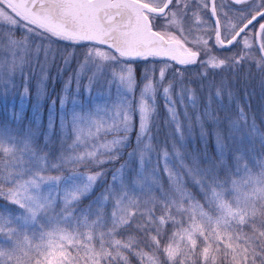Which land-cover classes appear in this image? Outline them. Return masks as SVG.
<instances>
[{
  "label": "snow or ice",
  "instance_id": "snow-or-ice-1",
  "mask_svg": "<svg viewBox=\"0 0 264 264\" xmlns=\"http://www.w3.org/2000/svg\"><path fill=\"white\" fill-rule=\"evenodd\" d=\"M204 10H209L211 24L201 20ZM209 40L217 49L239 47L241 52L217 57ZM61 42L84 49L81 68L95 69L89 84L104 81L109 89L116 88L117 98L110 108L73 111L70 155L56 164L37 155L31 133L21 139L0 131V198L18 209L0 211V243L10 245L7 251L0 248V264H129L128 255L147 264H161V257L163 264H264V160L253 171L237 156L235 170L221 178L222 151L219 164L210 160L202 168L195 158L191 166L185 163L174 145L179 168L192 178L203 203L184 186L179 170L168 168L166 149L161 151L172 186L170 192L161 190L159 199L154 195L157 182L128 183L121 166L101 196L79 208L81 198L105 173L62 174L68 163L101 166L118 159L134 129L137 149L129 155L138 154L143 168L153 151L150 124L157 93L173 121L174 89L181 103L187 94L196 106L194 91L185 84L183 72L172 70V63L185 66L184 71L198 65L201 80L215 89V98L222 93L231 98L225 81L217 84L209 77L212 70H233L241 61L256 59L254 45L264 53V0H221L219 11L216 0H0V53L11 54L9 61L0 56V84L5 83V69L8 82L17 69L23 74L25 55L33 53L39 60L43 54L47 62L52 46ZM72 55L64 58L65 64ZM257 67L264 71V55ZM212 100L210 91L204 116L215 120ZM240 114L245 119L243 110ZM108 134L113 139L99 142ZM94 139L97 142L90 143ZM217 141L222 148L219 133ZM52 171L58 174H49ZM109 203L111 211L106 213Z\"/></svg>",
  "mask_w": 264,
  "mask_h": 264
},
{
  "label": "rangeland",
  "instance_id": "rangeland-1",
  "mask_svg": "<svg viewBox=\"0 0 264 264\" xmlns=\"http://www.w3.org/2000/svg\"><path fill=\"white\" fill-rule=\"evenodd\" d=\"M20 36L18 35L17 38ZM256 42H259V37ZM84 51V49L66 47L65 42H61L52 46L54 59L50 56L47 62L44 61L43 54L39 60H36L34 54L29 53L24 57L26 63L23 66V74L17 69L11 82H8L5 69V83L0 84V131H4L5 134L11 132L13 136L21 139L31 133L33 149L37 155L45 156L49 164L59 163L61 156L70 155L69 146L74 139L70 124L73 111L84 113L97 105L110 108L117 98L116 88L109 89L105 86L104 81L89 84L95 69L90 65L81 68V64L84 62ZM224 51L212 47V52L217 57L222 54L231 56L241 52V49L233 47L229 53ZM251 52L256 56V59L249 63L256 64L257 72L242 74L243 72L237 69V74L232 73L231 78L225 75L226 79H224L220 75L216 83L218 84L221 80L225 81L228 91L232 95L229 98L227 93H222L219 100L215 98V89L209 90L207 87L208 82L204 85L192 79L193 76L200 75L202 68L198 65H189L187 66L188 70L184 71L185 66L172 63V70L179 69L183 72L185 84L194 91L196 106H192L187 94L181 103L177 99L174 89L172 99L176 101V121H173L162 95L157 93L156 112L150 124L153 151L147 154L143 168L140 166L138 154L129 155V153H135L137 149L136 129L130 133L128 144L121 149L119 158L112 162L101 166L65 164L63 175H67L69 170H75L84 175H91L97 171L105 173L103 179L98 180L95 186L81 198L78 207L86 208L93 204L105 191V188L112 184V176L121 166H124V177L128 183L134 180H139L142 185H147V182L151 181L157 182L159 187L154 189L157 199L160 197L161 190L170 192L172 185L168 173L165 171L162 149H166L170 157L168 168L173 173L179 170L184 186L203 203V195L192 178L185 173L184 169L179 168V162L174 155V145L184 157L185 163L191 166L192 160L195 158L202 168L208 167L210 160L219 164L222 151L223 165L219 170L221 178L225 177L228 170H235L237 163L235 157L237 156L243 157L242 164H247L253 171H256L257 162L264 160V71L257 67V61L264 53L259 52L255 45ZM69 53H73V55L70 57V62L65 64L64 58ZM17 55L19 56L20 53L17 52ZM201 55L203 57V53ZM0 56H3L5 61L11 59V54L8 51L0 53ZM141 68L142 66L139 67L140 73ZM188 73L194 75L189 76ZM139 78L137 76L138 80ZM25 89H27V93ZM210 91L213 95L211 111L216 117L215 120L204 116ZM134 96L135 99L139 98L138 90ZM241 110H243L245 119L241 118ZM197 115L201 117L199 122ZM62 116L65 118L66 124L63 129L61 128ZM50 121L51 128L49 127ZM177 121L179 132L177 131ZM234 124L238 127H233ZM217 133L222 138V148L218 144ZM111 139H113L112 134L101 135L99 142ZM210 139L215 146L213 150L208 147ZM96 142L94 139L90 143ZM80 151H83V147L80 148ZM141 172H143L142 178L138 176V173ZM49 174L57 175L58 173L52 171ZM5 209L11 210L13 213L18 211L15 205L0 198V211ZM104 210L109 213L111 204H106ZM9 247L10 245L6 242L0 243V248L5 251ZM144 251H148V249L144 248ZM163 260L164 257H161V264H163ZM128 261L129 264H147L146 260L142 262L134 255H128Z\"/></svg>",
  "mask_w": 264,
  "mask_h": 264
},
{
  "label": "trees",
  "instance_id": "trees-1",
  "mask_svg": "<svg viewBox=\"0 0 264 264\" xmlns=\"http://www.w3.org/2000/svg\"><path fill=\"white\" fill-rule=\"evenodd\" d=\"M16 35L17 36L18 35H22V33L18 31V32H16ZM17 36H16V38H17ZM238 53H240V52H238ZM238 53H236V54H238ZM218 55H221V54L218 53ZM224 56H230V55L222 54V56H220V57L223 58ZM250 61H247V62L244 61L246 64L243 61H241L240 67L239 68H236V69H233V70H224V69H216L214 71L212 70V74L210 75L209 79H211V80H213V81L216 82V81H218V78H219L220 75L222 76V78H224L225 75H227V76L230 77V75H232V73L233 74H235V73L237 74L238 70L239 71H242L243 72L242 74H247V72H248V74H254V73L257 72V70L255 69V65L256 64L249 63ZM247 69H249V70L247 71ZM190 73H188L189 76L194 75V74H190ZM137 76H138V78L140 77V69H139V67L137 68ZM192 79H195L197 81V83H202L204 85L208 82L207 80H203L202 81L200 75H195V76L192 77ZM224 79H226V78H224ZM208 147L211 150H213L215 148L212 139H210V142L208 144Z\"/></svg>",
  "mask_w": 264,
  "mask_h": 264
},
{
  "label": "flooded vegetation",
  "instance_id": "flooded-vegetation-1",
  "mask_svg": "<svg viewBox=\"0 0 264 264\" xmlns=\"http://www.w3.org/2000/svg\"><path fill=\"white\" fill-rule=\"evenodd\" d=\"M220 3H221V0H216V4H217V7H218V11H219V4ZM233 7L239 8V7H243V5H233ZM226 10L227 9H225V11ZM200 17H201V20L204 21V22H206L207 24H211L212 23V18L210 16L209 10H204L203 12H201L200 13ZM208 44H209V46H212L213 47V41L212 40H209L208 41ZM239 49H241V48H239ZM225 51H226V53H229V51H227V50H225Z\"/></svg>",
  "mask_w": 264,
  "mask_h": 264
}]
</instances>
